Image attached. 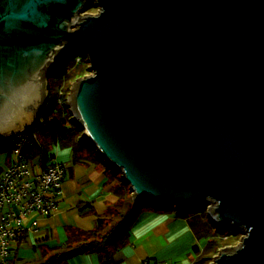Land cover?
<instances>
[{
	"label": "water",
	"instance_id": "water-1",
	"mask_svg": "<svg viewBox=\"0 0 264 264\" xmlns=\"http://www.w3.org/2000/svg\"><path fill=\"white\" fill-rule=\"evenodd\" d=\"M70 46L90 71L72 120L133 201L199 205L243 233L212 264H264V0H0V139L33 127Z\"/></svg>",
	"mask_w": 264,
	"mask_h": 264
},
{
	"label": "crops",
	"instance_id": "crops-1",
	"mask_svg": "<svg viewBox=\"0 0 264 264\" xmlns=\"http://www.w3.org/2000/svg\"><path fill=\"white\" fill-rule=\"evenodd\" d=\"M58 162L66 166L58 208L52 216L29 215L23 233L13 242V264H38L42 253L67 239L68 228L89 230L98 214L116 201L113 178L108 164L96 158L74 161L72 152H64ZM54 159L55 155H51ZM100 158V157H99ZM90 203L93 213L79 210L78 205ZM88 210V209H87ZM130 229L129 243L115 254L116 264H192L193 247L202 245L186 218L174 208L143 210ZM22 240V241H21ZM21 241V242H20ZM63 264H99L96 253H83Z\"/></svg>",
	"mask_w": 264,
	"mask_h": 264
},
{
	"label": "trees",
	"instance_id": "trees-1",
	"mask_svg": "<svg viewBox=\"0 0 264 264\" xmlns=\"http://www.w3.org/2000/svg\"><path fill=\"white\" fill-rule=\"evenodd\" d=\"M92 6L89 3L85 10H90ZM69 48L47 75V102L33 125V130L41 140V147L32 150L29 156H39L42 163L49 159V151L58 144L71 148L74 161L86 160L95 154L91 144L82 139L81 129L73 127L74 121L68 111L67 98L71 86L77 79L87 75L89 65L85 55L76 48L74 52H70ZM54 77L56 81L51 84L50 79ZM59 90L62 91L60 96ZM59 98L62 99L61 102ZM67 118L70 124H67ZM44 153L47 155L43 156ZM120 178L122 180V177ZM122 183L112 187L116 201L109 205L103 214L97 215L91 229L79 230L69 227L65 242L42 253L43 261L38 264H63L66 260L83 253L98 254L99 264H116L115 254L129 243L133 223L141 216L143 210L152 208L148 205L143 207L144 202H134L129 186L123 180ZM77 207L81 211L86 210L85 213H93L90 203ZM156 208L162 209V206ZM166 208L171 207L165 206L164 209ZM202 213L205 215L201 217ZM177 215L186 218L196 238L203 240L201 246L193 247L195 259L192 264H211L220 249L229 245L230 238L236 233L230 226L226 229L225 226L216 227L212 224L207 213L199 205L178 210Z\"/></svg>",
	"mask_w": 264,
	"mask_h": 264
},
{
	"label": "built area",
	"instance_id": "built-area-1",
	"mask_svg": "<svg viewBox=\"0 0 264 264\" xmlns=\"http://www.w3.org/2000/svg\"><path fill=\"white\" fill-rule=\"evenodd\" d=\"M40 147L33 127L0 139V149L8 150L6 166L0 168V264L13 258V242L23 233L29 215L48 217L58 208L66 166L51 156L45 163L39 156H29Z\"/></svg>",
	"mask_w": 264,
	"mask_h": 264
},
{
	"label": "rangeland",
	"instance_id": "rangeland-1",
	"mask_svg": "<svg viewBox=\"0 0 264 264\" xmlns=\"http://www.w3.org/2000/svg\"><path fill=\"white\" fill-rule=\"evenodd\" d=\"M92 4L93 6L91 7V9L90 10H85V8L81 11V15H84V13H89V14H96L97 12H98V6L95 4V2L94 1H88L87 3H86V5H85V7L88 5V4ZM70 52H74L75 51V47L74 46H70ZM79 51V50H78ZM90 74V71L88 70V73H87V75H89ZM51 80V84H53L52 82H54V80L56 81V78L54 77V79H50ZM46 82H47V79H46ZM46 90H47V88H46ZM52 107H54L55 108V106H53L52 105ZM68 111L70 112V114H71V119H72V113H71V111H70V106H69V104H68ZM67 124H70V121H69V118H67ZM72 125V124H71ZM73 127H76L77 128V125H76V123L74 122V126ZM81 135H82V132H81ZM94 149V148H93ZM65 151H67V152H69L70 153V151H71V148L70 147H63V146H61V145H54L53 147H52V149L49 151V153H48V156H51V155H55V157H54V160H57V159H59V160H61V159H63L64 157H65ZM71 154V153H70ZM44 155H47V154H43V156ZM95 155H96V158L97 159H100V160H102L101 158H99V156L97 155V153H96V150H95ZM7 158H8V150H6V149H4V150H0V168H4L5 166H6V162H7ZM103 162H104V160H102ZM104 164H106L105 162H104ZM108 164V163H107ZM108 169L112 172V176H113V178L118 182V184H123L122 183V180H121V178L120 177H122V175H121V172L119 171V170H117V169H115L113 166H111V165H109L108 164ZM147 205L148 206H150V207H152V208H155V209H157L156 208V206L157 205H154V204H152V203H146V202H144L143 204H142V206L143 207H147ZM166 207H173V206H166ZM165 208V206H162V209H164ZM174 209H175V207H173ZM204 211H205V213H206V209H204ZM203 215H205V214H203L202 213V215H201V217L203 216ZM225 226V228L226 229H228V225H224ZM234 231H236V233H234L233 235H232V237L230 238V244L229 245H226V246H224L222 249L223 250H229V249H232V248H234V247H236V246H238V244L240 243V241H241V238H242V236H243V233L241 232V231H239V230H234ZM221 249V250H222ZM213 263V261H211V264Z\"/></svg>",
	"mask_w": 264,
	"mask_h": 264
}]
</instances>
